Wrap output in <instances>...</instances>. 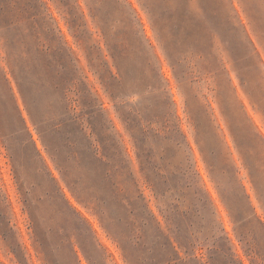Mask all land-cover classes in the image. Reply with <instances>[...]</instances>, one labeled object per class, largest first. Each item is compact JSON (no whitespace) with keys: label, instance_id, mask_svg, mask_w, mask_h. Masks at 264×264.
<instances>
[{"label":"rangeland","instance_id":"1","mask_svg":"<svg viewBox=\"0 0 264 264\" xmlns=\"http://www.w3.org/2000/svg\"><path fill=\"white\" fill-rule=\"evenodd\" d=\"M1 1L7 15L0 18V136H8L21 154L18 141L25 136L19 134L21 123L3 79L5 72L37 148L96 238L84 223L77 224L78 232L72 222L85 221L72 212L59 215L36 188L31 199L40 219L39 237L46 240L44 252L38 254L43 248L23 212L9 151L0 137V210L11 220L2 223L12 228L9 237L18 250V257L11 254L0 233V264H89L80 246L94 252L93 264H161L177 258L166 247L168 236L185 244L198 238L205 244L196 254L178 249L181 259L172 264H228L223 251L230 246L242 264H264V232L258 224H264V0H42L47 20L60 30L69 59L74 58L67 62L74 89L92 94L94 127L97 132L105 127L111 135L107 178L83 154L80 142L86 139L78 126L67 122L68 104L52 86L49 60H38L39 49H46L49 41L38 21L31 19L30 0ZM109 40L120 47L118 67ZM13 70L31 78L26 93L36 118L46 120L50 142L60 150L71 176L81 179L84 204L72 195L45 149ZM69 97V105L80 113L82 103L74 102L78 95ZM127 116L138 128L157 118L161 123H155V129L163 130V125L169 129L158 137L147 134L146 150L161 166L149 178L125 124ZM87 119L88 115L85 124ZM59 123L60 130L51 133ZM176 127L191 153L181 136H170ZM186 163L193 164L204 187L199 178L176 169ZM25 170L34 183L31 163ZM193 183L197 186L189 187ZM204 189L214 206L198 201ZM235 218L245 224V240L257 256L249 255L247 243L240 241ZM48 226L63 230L57 234ZM70 242L76 245L80 262ZM223 245L226 249L221 251Z\"/></svg>","mask_w":264,"mask_h":264},{"label":"trees","instance_id":"2","mask_svg":"<svg viewBox=\"0 0 264 264\" xmlns=\"http://www.w3.org/2000/svg\"><path fill=\"white\" fill-rule=\"evenodd\" d=\"M3 1L0 0V18L2 16L7 15L6 7L3 6ZM28 8L33 10V15L31 16V19H35L38 21V24L41 27L42 33L45 34L49 41V45L46 47V49H39V61H43L45 59L49 60L48 66L54 69V81L52 82V86L56 93L60 94L61 101L66 102L67 110L69 114H67V122H69L72 126H78V132L86 139V143L80 142L81 150L83 151V154H86V157L90 160V163L92 164L95 171L100 172L102 176L104 177H110L111 168L109 167L110 164V154L108 152V149H110V141H111V135L107 134V130L105 127L102 128L100 132H97L96 128L94 127V124L92 122L94 115L96 114V111H93L94 105H95V99H92V94L89 92L86 94V92H81L78 88L74 89L76 87V84L74 82V79L71 78V74L69 73V67L68 63L71 53L69 52V49L64 46V42L62 39V36L60 35V30L53 24L47 20V12L46 5L42 3V0H30L28 2ZM27 8V9H28ZM44 8V11H43ZM50 19H52L50 17ZM41 23V24H40ZM12 24V23H11ZM10 24V25H11ZM9 25V26H10ZM34 27L33 29H37V25L35 22L32 24ZM8 27V26H7ZM38 30V29H37ZM36 33V32H35ZM38 32L35 34L36 37H38ZM40 43V40L38 39V44ZM44 46V45H43ZM109 46L113 52L112 56L115 59L117 67H118V57L121 55V50L119 45L116 42H113L109 40ZM50 57H52V61L50 60ZM20 61H24V52H21ZM35 66L31 67V69H34ZM24 70V69H23ZM22 71V70H21ZM20 71V72H21ZM25 71V70H24ZM20 72H16V70H13V74L15 77H17L20 93L24 97L25 101L28 104V112L30 117L32 118L33 122L36 123L37 130L39 132V135L43 141V144L45 146V149L49 152L51 155L53 161L57 164V167L62 175V178L64 182L66 183L67 187L71 191L72 195L76 198V200L80 204H84V198L82 197V189H81V179L75 178L71 176V174L67 170V164L65 160L61 157V152L58 148L54 147L53 144L50 142L48 138L49 134V128H47V125H45L46 120H38L36 118V115L34 113V104L32 103L31 99L28 97L26 93V83H30V80L22 76ZM3 79L5 81L6 87L8 88V92L10 95V101H12L14 110L16 111L18 118L21 123V128L19 130V134L21 132L24 133L25 139H20L18 141L19 149L21 150V154L18 155L16 150H14V144L11 142L10 138L8 136H0L2 139V142L5 146V148L9 151V157L11 159L12 165H13V173H14V179L18 186V192L22 197V202L24 204L23 212L28 214V217L31 222V226H33L34 234L36 236V242L41 244V249L43 248L42 252H38L39 255H42L44 252V247L46 244V240L39 237V227L38 222H40V219L36 215L37 207L34 204V201L31 199V194L36 188L41 189L45 196L49 198L52 201V204L54 208H56V212H58L59 215L67 216L69 212H72L76 217L82 218L85 222H72V224L76 227V230L79 232L80 229L77 227L78 223H84L87 225L88 230L92 234L93 238L95 239V233L92 229V227L89 225V223L79 214V212L76 211V209L70 204V202L66 199L65 194L63 193V189L60 185V183L57 181V179L53 176L52 172L50 171L47 163L45 162L40 150L37 148L36 143L33 139V135L29 129V126L27 124L26 119L22 115V111L20 109V106L18 104L17 98L13 92V88L10 85V82L8 78L6 77V73L3 72ZM33 79V78H32ZM110 88V87H109ZM75 93L78 95V98L74 100L75 103H82L83 109L80 113H76V108H72L69 105V94ZM113 97V94H112ZM170 105L174 106L173 100H170ZM87 108L88 112H84L83 110ZM74 111V112H72ZM135 112V110H134ZM88 115V124H85V116ZM125 124L127 126L128 131L130 132V135L133 139V142L135 144V147L138 149V158L142 164V171L146 172L147 177H150V174L155 171H160L161 166L156 165L153 163V155L150 151L146 150V140L149 138L148 135H152L155 137H158L157 135L162 133L163 131H168L169 129L167 127L162 126L161 130L160 128H154V124H160L161 121L157 122V118H150L146 120V125L143 127L141 124H139L134 118H131V116H127L124 119ZM66 122V128L69 129L70 125ZM61 123L53 126L51 128V133L58 132L60 130ZM111 129L113 127L111 126ZM170 136L174 137L176 134L181 136L183 138V142L185 143L186 147L190 149V145L187 142L186 137L183 135L179 127H176V129L170 130ZM148 134V135H147ZM98 135V138L95 141H92V138ZM145 137V140L143 138ZM113 142V140H112ZM73 146V144H72ZM178 147H182L183 144L179 142L177 144ZM191 153V151H190ZM189 160V159H188ZM187 160V161H188ZM31 163V165L34 168V183L29 182L25 172L27 165ZM180 172H182L185 176H190V178L197 179L199 183H201L202 187L204 185L201 182V178L199 174L196 172L195 167L193 164L190 166L188 163L184 164L182 167L178 166L176 168ZM101 176V177H102ZM194 176V177H193ZM105 182L106 179L102 178ZM102 181V182H103ZM197 183L190 184L191 186H197ZM105 184H102V187H104ZM156 189L155 187L153 188ZM158 190V188H157ZM159 191V190H158ZM200 192V191H199ZM198 201L200 203L206 204L210 203L212 206L213 202L209 198L207 192L204 191L199 193ZM249 199V197H248ZM7 200V198H6ZM229 210L231 209L228 202H225ZM232 211V210H231ZM230 211V212H231ZM67 212V213H66ZM258 221H260L257 218ZM2 222H11L10 219H8L3 212L0 210V233L2 235V239L6 241L7 246L10 248V253L13 254L15 257H18V250H17V244L9 237V234L12 232V228L9 224H3ZM65 225L70 224V222H64ZM33 224V225H32ZM258 224L261 227V230L264 232V224L262 222H258ZM234 229L236 234L239 236L241 242L247 243L246 251L249 253V255L255 257L258 255L257 251L251 247V244L247 242L246 235L244 233V229H246L245 224L242 222V219H234ZM58 227V226H57ZM56 228V226H48V230L51 232H56L57 234H60V231L63 230L62 228ZM220 231L224 234V238L227 241L228 244H230L229 238L226 236L225 230L222 228ZM249 233V231H247ZM255 235V233L253 232ZM72 253L74 254L75 258L80 262V257L78 254V250L75 248V244H72ZM80 245V244H78ZM231 245V244H230ZM205 244H203L198 238L194 239L193 241L189 242L188 244H185L180 240V238L176 237L171 238L168 236L167 238V244L166 247L169 249H172L174 255L177 256L176 259L172 260H166L165 262L161 264H172L173 262L178 263V261L181 259L179 256L178 249H183L186 253L192 252V254H196L199 250L203 249ZM96 249V246H93ZM97 247H99L97 245ZM80 249L82 253L84 254L85 258L89 262V264H93V255L94 252H87L80 246ZM219 249L223 251V249H226L225 246H219ZM54 250H49V253L53 252ZM46 253V252H45ZM44 253V255H45ZM46 255H48L46 253ZM45 255V256H46ZM223 256L226 259V262L228 264H242L239 259L237 258L236 254L233 252L232 246H230L229 249L223 251ZM49 264H54L50 262Z\"/></svg>","mask_w":264,"mask_h":264}]
</instances>
